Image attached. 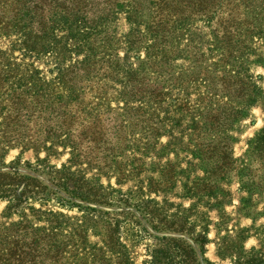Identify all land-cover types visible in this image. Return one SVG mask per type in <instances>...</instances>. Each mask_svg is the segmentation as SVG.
<instances>
[{
    "label": "rangeland",
    "instance_id": "obj_1",
    "mask_svg": "<svg viewBox=\"0 0 264 264\" xmlns=\"http://www.w3.org/2000/svg\"><path fill=\"white\" fill-rule=\"evenodd\" d=\"M55 1L65 10L0 0V162L44 163L161 230L185 225L211 264H264V0H210L215 24L200 0L115 14ZM75 3L102 34L75 32ZM117 219L0 200V264H151L159 243Z\"/></svg>",
    "mask_w": 264,
    "mask_h": 264
},
{
    "label": "trees",
    "instance_id": "obj_2",
    "mask_svg": "<svg viewBox=\"0 0 264 264\" xmlns=\"http://www.w3.org/2000/svg\"><path fill=\"white\" fill-rule=\"evenodd\" d=\"M157 1L152 0V3ZM209 1L200 0L196 11L205 15L215 24L216 14L208 13V9L213 3L211 1V4H208ZM124 2L129 3L128 7L131 10L138 12L139 3L137 0H104V11L108 9L110 12L107 13L115 14ZM63 4L64 2L58 4L55 0H48V6L53 9V12L57 9L65 10L66 6ZM75 6L72 17L74 23L70 24L74 26L75 32H83V38L87 39L89 36L102 34L101 30H98L100 27H88L87 17L84 13L86 6H79L76 3ZM69 16L68 13H64L63 17L70 18ZM105 17L107 19L108 15L103 13L101 25H103ZM17 25H19V29H22L20 31L26 38L25 30H30L32 19L26 14L25 17L18 19ZM37 25H41V37L46 39L48 35L44 37L46 34L45 24L38 22ZM21 38L25 46V38L23 36ZM76 64L83 65L84 63L77 62ZM0 200L6 201L10 209L14 210L23 208L30 200L53 201L70 209H77L100 217H109L110 220L107 222L111 231L119 227L117 217L122 216V222L133 224L137 227L138 232L159 243V247L152 253L151 264H211L204 257L206 245L204 236H195L185 225H182L179 230L170 226L161 230L152 223L153 217L148 212V208L131 205L127 201L108 199L87 181L73 177L63 170H56L44 163L32 164L20 160L9 164L0 162ZM256 264L261 263L258 261Z\"/></svg>",
    "mask_w": 264,
    "mask_h": 264
}]
</instances>
